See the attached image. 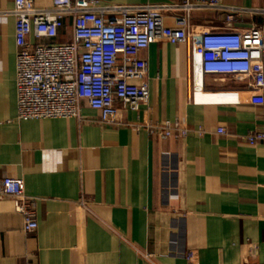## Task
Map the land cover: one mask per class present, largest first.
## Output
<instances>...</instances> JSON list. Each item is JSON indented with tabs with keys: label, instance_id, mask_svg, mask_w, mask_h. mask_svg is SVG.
I'll return each instance as SVG.
<instances>
[{
	"label": "crops",
	"instance_id": "obj_1",
	"mask_svg": "<svg viewBox=\"0 0 264 264\" xmlns=\"http://www.w3.org/2000/svg\"><path fill=\"white\" fill-rule=\"evenodd\" d=\"M71 1L135 11L179 0ZM13 8L0 0V179L22 181L37 228L25 232L0 198V264H187L185 253L194 264H264V144L244 138L264 130V104L251 101L248 80L194 73L186 43L158 40L139 53L147 102L133 110L115 99L117 123L83 100L74 117L19 120ZM259 9L264 0H220L191 12L190 31L264 28ZM162 14L174 25L176 11ZM62 23L52 42L70 40L71 17ZM175 122L184 136L148 131Z\"/></svg>",
	"mask_w": 264,
	"mask_h": 264
},
{
	"label": "built area",
	"instance_id": "obj_2",
	"mask_svg": "<svg viewBox=\"0 0 264 264\" xmlns=\"http://www.w3.org/2000/svg\"><path fill=\"white\" fill-rule=\"evenodd\" d=\"M220 0H179L160 7L132 11L121 5L97 7L88 1L78 7L71 0H52L51 7H35L32 0H14L15 85L19 120L74 117L79 102L98 111L100 122H118L119 108L137 110L148 99V63L139 53L150 44L165 40L189 47V61L194 73L210 76L242 77L248 80L251 101L264 104V28L252 27L245 32L231 30L190 31L189 19L195 10L217 9ZM176 11L174 25L165 24L162 11ZM258 12L264 15V9ZM71 17L70 40L52 42ZM225 16V23L231 21ZM48 40L30 44L28 37ZM134 80L136 82H130ZM151 134L184 136L177 122L162 127L148 125ZM217 133L224 130L218 128ZM245 140L264 144V130H252ZM10 197L14 210L23 218V230L37 228L33 197L23 191L17 178L0 179V198ZM192 253H185L187 264Z\"/></svg>",
	"mask_w": 264,
	"mask_h": 264
}]
</instances>
